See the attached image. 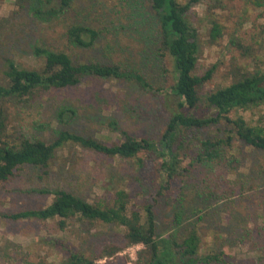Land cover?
Masks as SVG:
<instances>
[{"label":"trees","instance_id":"obj_1","mask_svg":"<svg viewBox=\"0 0 264 264\" xmlns=\"http://www.w3.org/2000/svg\"><path fill=\"white\" fill-rule=\"evenodd\" d=\"M5 1L0 0V6ZM77 1L13 0L14 12L9 17H0V45L13 41L11 35L15 33L18 16L23 17L33 10L43 19L56 20ZM207 1L211 18L208 43L217 45L223 38L224 26L214 15L217 8L225 7L221 0ZM201 2L146 0L153 21L155 54L163 69L162 78L155 77L154 82L142 72L119 63L74 60L70 53L44 44L35 47L36 65L31 68L10 57L0 62V192L15 181L25 167L50 170L64 153L76 156L78 148L91 151L106 162L131 163L132 170L143 171L153 179L154 193L145 203L134 202L128 185L114 183L111 175L104 176L105 196L94 202L65 189L39 191L41 195L54 196L48 206L0 212V218L14 222H58L60 230H65L73 220L124 229L122 243L105 247L95 259H87L65 243L53 240L52 246L63 253L59 263L22 264H98V260L113 259L133 246L143 247L134 264H228L224 252H202L203 242L197 227L181 229L176 234L162 232L156 214L159 199L168 196L176 183L207 167L213 169L204 171L199 195L211 199L234 198L264 181V163L257 164L250 177L229 179L234 174L233 164L240 162L242 146L264 152V70L250 68L253 61H261L262 55L253 47L238 43L244 64L232 67L230 84L204 95V87L214 71L199 74L203 43L191 22V12ZM100 34L97 27L76 21L66 31L68 42L80 48L94 47ZM89 78L128 83L148 96L158 97L167 113L165 129L156 139L137 138L121 131L117 141L100 140L68 129L50 142L32 141L11 133L12 123L20 118V103L36 102L53 90L76 88ZM69 113L75 115L73 111L60 113L62 122L71 118ZM257 114L259 119L254 123L253 117ZM109 126L118 130L115 122L110 121ZM216 167L221 170H215ZM261 241L264 242V225L248 229L240 244H248L264 253Z\"/></svg>","mask_w":264,"mask_h":264},{"label":"rangeland","instance_id":"obj_2","mask_svg":"<svg viewBox=\"0 0 264 264\" xmlns=\"http://www.w3.org/2000/svg\"><path fill=\"white\" fill-rule=\"evenodd\" d=\"M221 2L225 8H217L214 17L224 26V35L217 45L208 43L211 18L207 5L210 2L202 0L191 12V22L203 43L199 74L214 71L204 87V95L230 84L232 67L244 64L238 43L253 47L262 55L261 61H253L250 68L264 70V0ZM14 10L13 0H6L0 6V17H9ZM75 21L100 30L94 47L80 48L68 42L66 31ZM152 22L146 0H78L73 8L52 21L39 17L33 10L27 11L15 21L13 41L0 45V62L10 57L31 68L36 65L35 47L44 44L70 53L74 60L119 63L142 72L154 82L155 77L162 78L163 69L155 54ZM18 108L20 118L12 123L11 133L32 141L50 142L67 129L105 141L119 140L121 131L137 138L156 139L167 123V113L158 97L148 96L128 83L95 78L85 79L76 88L53 90L36 102L20 103ZM62 111H73L75 115L69 113L71 118L62 122ZM253 118L255 123L259 115ZM110 121L117 124V131L109 126ZM75 155L64 153L50 170L25 167L20 176L0 192V212L48 206L54 196L41 195L39 191L65 189L94 202L105 196L104 176L111 175L114 183L128 185L134 202L145 203L152 199L153 179L143 171L132 170L131 163L106 162L80 148ZM239 157L240 162L233 164L231 180L250 177L253 168L264 163V152L247 146H242ZM211 169L213 167H207L188 175L186 180L174 185L168 196L159 199L156 214L161 231L176 234L181 229L197 227L203 242L202 252H224L228 264H264V253L248 244H240L248 229L264 225V181L234 198L211 199L199 195L202 193L200 179L204 171ZM214 169L221 170L220 167ZM124 234V229L102 223L73 220L65 230H60L58 222L54 221L14 222L0 218V264L59 263L63 253L52 246L53 240L65 243L87 259H95L105 247L120 245ZM142 249V246L130 247L113 259L98 260V264L110 261L134 264Z\"/></svg>","mask_w":264,"mask_h":264}]
</instances>
